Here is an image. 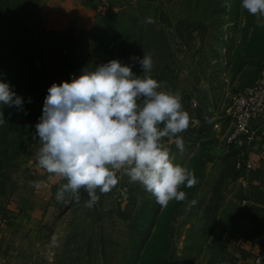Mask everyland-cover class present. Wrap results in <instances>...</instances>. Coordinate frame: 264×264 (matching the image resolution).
Masks as SVG:
<instances>
[{"label": "rangeland", "instance_id": "rangeland-1", "mask_svg": "<svg viewBox=\"0 0 264 264\" xmlns=\"http://www.w3.org/2000/svg\"><path fill=\"white\" fill-rule=\"evenodd\" d=\"M35 1L24 22L26 56L17 70L22 109L0 104V264L219 262L222 232L238 199L237 157L204 160L200 148L179 152L172 145L173 162L197 179L191 188L180 186L185 200L161 207L121 170L118 184L108 193L97 189L99 200L88 207L87 193L57 200L67 181L38 166L42 145L35 125L54 83L71 82L82 69L111 60L143 76L132 57L144 55L152 58L158 90L179 94L183 109L195 100L220 114L228 96L264 62V26L241 8V0H105L91 28L47 30L40 23L45 0ZM149 16L155 23L144 22ZM29 39L40 46L34 62L27 56Z\"/></svg>", "mask_w": 264, "mask_h": 264}, {"label": "clouds", "instance_id": "clouds-1", "mask_svg": "<svg viewBox=\"0 0 264 264\" xmlns=\"http://www.w3.org/2000/svg\"><path fill=\"white\" fill-rule=\"evenodd\" d=\"M241 8L264 26V0H241ZM144 22L155 20L149 16ZM132 60L140 64L143 76L111 60L93 71L82 69L71 82L54 83L48 89L35 135L42 145L38 166L67 181L57 190V200L65 201L66 193L77 200L87 193V206L92 207L99 200L96 190L110 192L121 170L161 207L185 200L180 186L191 188L197 183L194 171L175 164L164 143V138H174L179 151H184V140L177 134L188 129L190 115L183 110L181 96L158 90L162 83L150 75V55ZM0 104L18 110L23 106L22 98L4 82H0ZM30 184L40 186L35 181Z\"/></svg>", "mask_w": 264, "mask_h": 264}, {"label": "crops", "instance_id": "crops-1", "mask_svg": "<svg viewBox=\"0 0 264 264\" xmlns=\"http://www.w3.org/2000/svg\"><path fill=\"white\" fill-rule=\"evenodd\" d=\"M99 2L100 0H45L40 6V23L47 30H60L69 26L91 28ZM257 74L258 72L248 84ZM193 102L196 103L195 106ZM193 102L191 108L183 109L190 115L189 127L177 134L184 140V151L196 152L200 148L205 152L203 159L211 161L219 157L221 161L230 157L236 160L239 155L250 156L255 161L253 169L243 177L237 173L235 187L238 199L228 225L222 232L223 255L215 264H256L255 258L264 251V158H260L258 154L260 143L264 142V124L259 127V143L253 151H246L241 144L231 145L227 149L224 142L232 131V123L224 114L227 102L220 114L213 107L201 109L197 101ZM164 143L168 147L173 145L179 151L174 138L169 140L166 137ZM243 180L246 181L245 186H242ZM249 197L252 202H241ZM260 264H264V259Z\"/></svg>", "mask_w": 264, "mask_h": 264}, {"label": "built area", "instance_id": "built-area-1", "mask_svg": "<svg viewBox=\"0 0 264 264\" xmlns=\"http://www.w3.org/2000/svg\"><path fill=\"white\" fill-rule=\"evenodd\" d=\"M105 0H100L98 12H103ZM195 106L196 103L193 102ZM224 114L232 123V131L224 142V146L241 144L246 151L251 152L259 143L258 131L260 125L264 124V62L261 64L255 79L239 91L232 93L227 98ZM258 154L264 158V142L260 143ZM255 161L250 156L237 157L236 171L240 177L250 172ZM246 181H242V186ZM243 204L252 202L250 197L241 201ZM264 259V251L256 258L255 263L260 264Z\"/></svg>", "mask_w": 264, "mask_h": 264}, {"label": "trees", "instance_id": "trees-1", "mask_svg": "<svg viewBox=\"0 0 264 264\" xmlns=\"http://www.w3.org/2000/svg\"><path fill=\"white\" fill-rule=\"evenodd\" d=\"M35 4V0H0V82L7 83L19 96L23 91L17 70L26 56L22 52L26 44L23 26ZM28 52L27 56L34 62L40 55L38 42L29 39Z\"/></svg>", "mask_w": 264, "mask_h": 264}]
</instances>
